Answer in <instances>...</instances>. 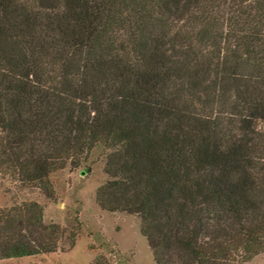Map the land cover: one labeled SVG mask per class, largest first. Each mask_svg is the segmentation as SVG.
I'll return each mask as SVG.
<instances>
[{"label": "trees", "instance_id": "obj_1", "mask_svg": "<svg viewBox=\"0 0 264 264\" xmlns=\"http://www.w3.org/2000/svg\"><path fill=\"white\" fill-rule=\"evenodd\" d=\"M95 151L97 205L154 264L264 253V0H0V187L54 201ZM61 238L35 201L0 208V259Z\"/></svg>", "mask_w": 264, "mask_h": 264}, {"label": "rangeland", "instance_id": "obj_2", "mask_svg": "<svg viewBox=\"0 0 264 264\" xmlns=\"http://www.w3.org/2000/svg\"><path fill=\"white\" fill-rule=\"evenodd\" d=\"M56 192L54 201L38 191L12 193L0 187V208L12 200L35 201L43 210V222L62 229L59 249L55 253L22 258L0 259V264H90L104 255L112 264H154L146 240L139 232L138 218L120 212L102 210L95 201L97 189L107 180L101 152L95 151L77 169L65 168L50 175ZM16 194V195H15ZM78 231L73 249L67 250L71 233ZM247 264H264V253Z\"/></svg>", "mask_w": 264, "mask_h": 264}]
</instances>
